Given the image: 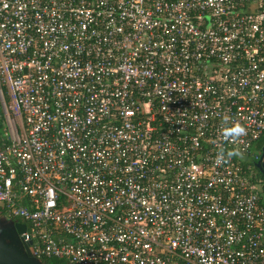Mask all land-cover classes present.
Returning <instances> with one entry per match:
<instances>
[{
  "label": "built area",
  "instance_id": "1",
  "mask_svg": "<svg viewBox=\"0 0 264 264\" xmlns=\"http://www.w3.org/2000/svg\"><path fill=\"white\" fill-rule=\"evenodd\" d=\"M262 137L264 0H0V219L33 257L264 264Z\"/></svg>",
  "mask_w": 264,
  "mask_h": 264
},
{
  "label": "water",
  "instance_id": "2",
  "mask_svg": "<svg viewBox=\"0 0 264 264\" xmlns=\"http://www.w3.org/2000/svg\"><path fill=\"white\" fill-rule=\"evenodd\" d=\"M254 164L264 174V145ZM25 230L23 223L0 219V264H46L33 257L28 245L21 240L20 234Z\"/></svg>",
  "mask_w": 264,
  "mask_h": 264
},
{
  "label": "clouds",
  "instance_id": "3",
  "mask_svg": "<svg viewBox=\"0 0 264 264\" xmlns=\"http://www.w3.org/2000/svg\"><path fill=\"white\" fill-rule=\"evenodd\" d=\"M244 133V129L240 126L237 125H233L230 127V131H229V139L232 141L237 140L241 135H243ZM224 158V154L223 153H219L217 156V163H220Z\"/></svg>",
  "mask_w": 264,
  "mask_h": 264
},
{
  "label": "trees",
  "instance_id": "4",
  "mask_svg": "<svg viewBox=\"0 0 264 264\" xmlns=\"http://www.w3.org/2000/svg\"><path fill=\"white\" fill-rule=\"evenodd\" d=\"M264 145V137H262L259 142L257 143V145L255 146V148L253 149L255 152L258 153V158L260 156L261 153V149ZM252 165L255 167L256 165L254 164V162L252 163ZM257 168V167H256ZM262 204H264V197H262ZM41 262L46 263V264H66L64 261L61 260H54V259H42Z\"/></svg>",
  "mask_w": 264,
  "mask_h": 264
},
{
  "label": "flooded vegetation",
  "instance_id": "5",
  "mask_svg": "<svg viewBox=\"0 0 264 264\" xmlns=\"http://www.w3.org/2000/svg\"><path fill=\"white\" fill-rule=\"evenodd\" d=\"M253 172H254V176L258 182V184H257L258 192L262 198V197H264V174H262L260 169L256 168V166L255 167L253 166Z\"/></svg>",
  "mask_w": 264,
  "mask_h": 264
},
{
  "label": "rangeland",
  "instance_id": "6",
  "mask_svg": "<svg viewBox=\"0 0 264 264\" xmlns=\"http://www.w3.org/2000/svg\"><path fill=\"white\" fill-rule=\"evenodd\" d=\"M7 221H10V220H7ZM263 240H264V238H263Z\"/></svg>",
  "mask_w": 264,
  "mask_h": 264
}]
</instances>
